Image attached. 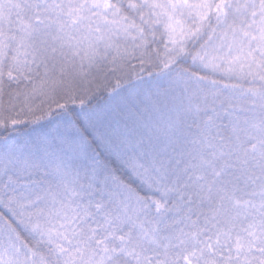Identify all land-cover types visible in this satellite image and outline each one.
<instances>
[{
    "label": "snow or ice",
    "instance_id": "obj_1",
    "mask_svg": "<svg viewBox=\"0 0 264 264\" xmlns=\"http://www.w3.org/2000/svg\"><path fill=\"white\" fill-rule=\"evenodd\" d=\"M0 264H264V0H0Z\"/></svg>",
    "mask_w": 264,
    "mask_h": 264
}]
</instances>
